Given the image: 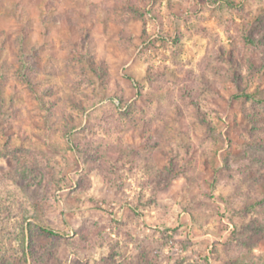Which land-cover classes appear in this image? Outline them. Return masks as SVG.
Segmentation results:
<instances>
[{"label":"rangeland","instance_id":"1","mask_svg":"<svg viewBox=\"0 0 264 264\" xmlns=\"http://www.w3.org/2000/svg\"><path fill=\"white\" fill-rule=\"evenodd\" d=\"M230 1L0 0V264H264V0Z\"/></svg>","mask_w":264,"mask_h":264},{"label":"trees","instance_id":"2","mask_svg":"<svg viewBox=\"0 0 264 264\" xmlns=\"http://www.w3.org/2000/svg\"><path fill=\"white\" fill-rule=\"evenodd\" d=\"M225 2H231L230 0H224ZM248 39H252V37L251 36H248L247 37ZM262 40V39H261ZM260 44V45H259ZM259 44H258V46H261V47H259V48H263V50H264V43L262 42V41H259ZM255 45V44H254ZM30 83V82H29ZM28 83V84H29ZM245 97H248V95H246ZM254 155V154H253ZM254 158H255V160H259L260 158H261V155H259V154H255L254 155ZM264 186V185H263ZM43 232H45V233H47V234H52V231H50V230H46V229H43Z\"/></svg>","mask_w":264,"mask_h":264}]
</instances>
